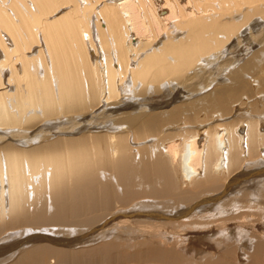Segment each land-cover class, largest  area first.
<instances>
[{"label":"bare ground","instance_id":"6f19581e","mask_svg":"<svg viewBox=\"0 0 264 264\" xmlns=\"http://www.w3.org/2000/svg\"><path fill=\"white\" fill-rule=\"evenodd\" d=\"M233 43L264 0H0V264H264V59Z\"/></svg>","mask_w":264,"mask_h":264},{"label":"rangeland","instance_id":"374dc122","mask_svg":"<svg viewBox=\"0 0 264 264\" xmlns=\"http://www.w3.org/2000/svg\"><path fill=\"white\" fill-rule=\"evenodd\" d=\"M263 26V25H262ZM259 28H261L262 29V27L261 26H259L257 29V31H256V34H259V32H260V29ZM258 32V33H257ZM261 47H264V46H261V45H259V46H257L256 48H254V49H252L249 53H244L242 56H238V55H240V54H242V53H240V51H241V49H242V47L240 48H237L236 47V44L235 43H233V44H231L230 45V53H229V55H228V58H227V62H230V61H232L233 59H240V61L239 62H237V64L231 69V70H233V69H236V68H238L239 66H241L242 64H244L245 62H246V60L248 59V57L249 56H253V55H257L258 56V58H259V60L260 61H262V59H264V57H263V53H255L259 48H261ZM232 52V53H231ZM251 52H254V53H251ZM244 55H246L245 57H244ZM238 56V57H237ZM203 76H205L204 74H199L197 77H196V79H193L191 82H195V85H196V83L197 82H199L200 80H201V78L203 77ZM223 78H225V80H224V82H226L227 80V76H223ZM194 84V83H193ZM180 86H181V88L183 89L184 88V85H182L181 83H180ZM198 88V87H197ZM207 88V87H206ZM187 95H190V93L191 92H189L188 90H187V92H185ZM170 98L167 96V95H165V94H162V95H159V96H155V97H152L151 99H149L150 101H149V103H152V104H156V105H161L162 103H166V102H168V100H169ZM152 100V101H151ZM133 104H135V103H133ZM242 185V184H241ZM235 229H238L237 227H234Z\"/></svg>","mask_w":264,"mask_h":264}]
</instances>
